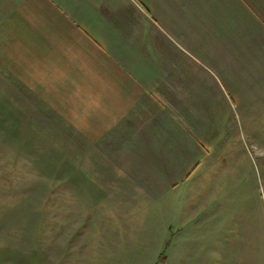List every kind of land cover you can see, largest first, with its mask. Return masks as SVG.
<instances>
[{"label": "crops", "instance_id": "obj_1", "mask_svg": "<svg viewBox=\"0 0 264 264\" xmlns=\"http://www.w3.org/2000/svg\"><path fill=\"white\" fill-rule=\"evenodd\" d=\"M172 30L193 37L227 101L264 117V0H0L4 104L18 102L4 114L22 131L65 125L121 174L184 177L206 149L203 101L214 132L218 105L186 77Z\"/></svg>", "mask_w": 264, "mask_h": 264}, {"label": "rangeland", "instance_id": "obj_2", "mask_svg": "<svg viewBox=\"0 0 264 264\" xmlns=\"http://www.w3.org/2000/svg\"><path fill=\"white\" fill-rule=\"evenodd\" d=\"M170 39L218 105L214 132L203 101L206 149L177 179L121 174L62 124L22 131L0 61V264H264V117L226 100L193 37Z\"/></svg>", "mask_w": 264, "mask_h": 264}]
</instances>
